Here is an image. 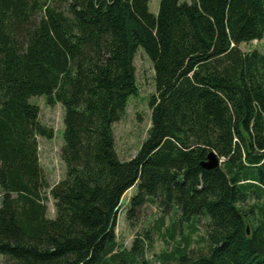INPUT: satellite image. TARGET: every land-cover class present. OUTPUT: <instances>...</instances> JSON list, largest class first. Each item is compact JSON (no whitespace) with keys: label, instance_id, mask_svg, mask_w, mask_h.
Wrapping results in <instances>:
<instances>
[{"label":"trees","instance_id":"trees-1","mask_svg":"<svg viewBox=\"0 0 264 264\" xmlns=\"http://www.w3.org/2000/svg\"><path fill=\"white\" fill-rule=\"evenodd\" d=\"M0 0V255L5 264H148L115 237L129 213L160 194L203 248L170 239L172 264H264V0ZM138 47L152 64L151 127L120 161L112 126L138 91ZM64 108V178L47 218L37 136L51 138L29 99ZM214 152L221 166L202 164ZM255 203L244 209V205ZM261 202V203H259Z\"/></svg>","mask_w":264,"mask_h":264},{"label":"rangeland","instance_id":"rangeland-1","mask_svg":"<svg viewBox=\"0 0 264 264\" xmlns=\"http://www.w3.org/2000/svg\"><path fill=\"white\" fill-rule=\"evenodd\" d=\"M180 1L191 3V0ZM159 3L160 0H149L148 8L151 14L155 16L158 14ZM239 48L243 52L257 50L264 55V34L261 41L241 44ZM133 65L138 93L128 98L124 114L112 126L114 150L120 161H128L138 153L151 127L149 100L155 94L154 72L151 62L141 47L137 49ZM29 103L39 108L38 121L48 132H51V138L37 136L36 139L38 163L47 185V188L42 190V198L47 208V218L53 219L54 201L49 191L65 176V165L61 159L64 108L60 103L48 105L43 96L31 97ZM223 161V158L219 159V166ZM135 194L134 187L126 191L118 208L114 232L121 249L129 250L134 240L138 239L143 244V257L148 264H172L164 260L171 254L175 245L170 239L171 234L179 241L182 237L190 236L189 250L192 254L203 248L208 221L205 219L197 221L195 231L190 234L189 223L180 220V213L175 206L164 211L160 194L148 199L134 212L129 213L130 200ZM254 203V200L248 201L244 209ZM0 264H5L2 255H0Z\"/></svg>","mask_w":264,"mask_h":264},{"label":"water","instance_id":"water-1","mask_svg":"<svg viewBox=\"0 0 264 264\" xmlns=\"http://www.w3.org/2000/svg\"><path fill=\"white\" fill-rule=\"evenodd\" d=\"M203 169L211 170L219 166V160L214 152H209L206 157V161L201 165Z\"/></svg>","mask_w":264,"mask_h":264}]
</instances>
